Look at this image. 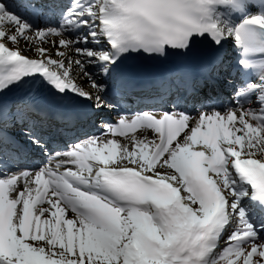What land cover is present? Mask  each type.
Segmentation results:
<instances>
[{
    "label": "snow or ice",
    "instance_id": "snow-or-ice-1",
    "mask_svg": "<svg viewBox=\"0 0 264 264\" xmlns=\"http://www.w3.org/2000/svg\"><path fill=\"white\" fill-rule=\"evenodd\" d=\"M0 264H264V0H0Z\"/></svg>",
    "mask_w": 264,
    "mask_h": 264
},
{
    "label": "bare ground",
    "instance_id": "bare-ground-1",
    "mask_svg": "<svg viewBox=\"0 0 264 264\" xmlns=\"http://www.w3.org/2000/svg\"><path fill=\"white\" fill-rule=\"evenodd\" d=\"M28 54L30 55L31 53H28ZM84 87H85V88H88V87H89V85L85 84V85H84Z\"/></svg>",
    "mask_w": 264,
    "mask_h": 264
}]
</instances>
